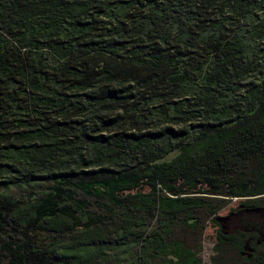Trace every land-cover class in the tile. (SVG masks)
Wrapping results in <instances>:
<instances>
[{
  "label": "trees",
  "instance_id": "trees-1",
  "mask_svg": "<svg viewBox=\"0 0 264 264\" xmlns=\"http://www.w3.org/2000/svg\"><path fill=\"white\" fill-rule=\"evenodd\" d=\"M258 197L264 0H0V264H264Z\"/></svg>",
  "mask_w": 264,
  "mask_h": 264
},
{
  "label": "rangeland",
  "instance_id": "rangeland-1",
  "mask_svg": "<svg viewBox=\"0 0 264 264\" xmlns=\"http://www.w3.org/2000/svg\"><path fill=\"white\" fill-rule=\"evenodd\" d=\"M47 186L46 183L36 184L31 187L18 188L9 187L6 193L10 197H23L24 193L38 192L41 193ZM256 201L258 205L264 206V197H258L256 200H240L232 199L227 203L226 208L220 212V215H226L230 210H234L239 203ZM235 211V210H234ZM254 220V218H253ZM262 220V219H261ZM233 227L237 226L236 218L227 220ZM205 230L201 234L199 231H189L186 227L179 226L176 228L175 234L180 238H185L187 241H201V258L202 264H246L245 260L239 255L236 242L239 238H234L228 242H222L219 240V230L215 223L207 222ZM252 255L256 256L261 252H264V243L259 245H252ZM250 249V248H249Z\"/></svg>",
  "mask_w": 264,
  "mask_h": 264
}]
</instances>
